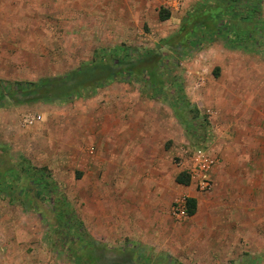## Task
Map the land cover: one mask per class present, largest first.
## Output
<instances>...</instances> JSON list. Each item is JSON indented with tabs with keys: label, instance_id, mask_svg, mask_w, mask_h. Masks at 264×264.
I'll list each match as a JSON object with an SVG mask.
<instances>
[{
	"label": "rangeland",
	"instance_id": "374dc122",
	"mask_svg": "<svg viewBox=\"0 0 264 264\" xmlns=\"http://www.w3.org/2000/svg\"><path fill=\"white\" fill-rule=\"evenodd\" d=\"M198 1L0 0V79L64 75L103 61L97 56L102 49H119L131 61L178 31ZM163 9L170 14L164 21ZM184 54L178 67L166 68L158 96L150 97L153 85L141 75L112 82L91 99L0 102V264H264V46L231 50L218 40ZM110 55L109 64L117 54ZM209 89L222 96L209 97ZM211 99L219 107H205ZM26 114L41 118L26 126ZM118 119L152 123L150 135L165 144L171 169L184 172L186 152L210 151L215 172L230 173L217 193L213 174L211 191L197 188L204 196L198 216L171 230L185 238L164 248L143 251L130 235L129 172H89L96 168L89 150L100 136L95 125ZM37 174L49 182L44 194L31 183ZM117 180L122 193H103ZM119 201L123 208H109ZM61 211L68 225L57 219ZM211 216L216 242L199 225ZM105 226L106 237L97 239Z\"/></svg>",
	"mask_w": 264,
	"mask_h": 264
},
{
	"label": "trees",
	"instance_id": "16d2710c",
	"mask_svg": "<svg viewBox=\"0 0 264 264\" xmlns=\"http://www.w3.org/2000/svg\"><path fill=\"white\" fill-rule=\"evenodd\" d=\"M262 11L263 0H200L188 12L178 31L162 39L161 45L156 49H146L131 61L127 59V54L122 58L117 52L119 49L114 52L102 49L97 52V56L103 61H93L64 75L44 77L35 81L0 79V102L5 99L17 104L41 101L72 102L77 99L89 98L98 89L115 81L127 83L138 81V76L141 75H146L145 82L153 85L154 89L153 92H150V97L158 96V93H164L162 90L164 81L161 77L166 68L170 63L173 64V68L178 67L186 57L184 52L202 48L218 40L231 50L254 52L264 46ZM169 16L168 10L160 11L161 20H167ZM164 48L173 50L174 54L169 56L163 50ZM111 53L117 55L112 57V63L109 64L105 58L111 57ZM145 93L150 94L148 89L145 90ZM185 102L188 104L187 100ZM32 177L35 179H32L31 183L35 185L36 189L39 188L38 193L44 194L43 189L49 183L47 179L38 174ZM178 181L189 185L191 178L182 172ZM187 207L189 215H194L196 200L188 199ZM57 219L62 223L65 221L62 211L57 215ZM58 220L57 225L60 227L61 224ZM65 223L68 225L66 221ZM80 224L83 223L80 222ZM83 237L84 235L80 236V238ZM89 245L94 247L97 243L91 241ZM81 261L82 264H99L89 259H80Z\"/></svg>",
	"mask_w": 264,
	"mask_h": 264
},
{
	"label": "crops",
	"instance_id": "0c3cea01",
	"mask_svg": "<svg viewBox=\"0 0 264 264\" xmlns=\"http://www.w3.org/2000/svg\"><path fill=\"white\" fill-rule=\"evenodd\" d=\"M19 11V9H14L12 10V14L19 16ZM217 75H219L218 72ZM204 88V85L200 86V90ZM203 92L206 96V89ZM213 94L214 97L222 96L217 95L209 89V97L212 96L213 98ZM93 96L89 97V99ZM202 103L205 107H211L212 105L219 107L218 102H215L214 99L213 101L211 99L209 102L203 101ZM153 128L154 126L150 122H142L139 125L137 121L123 122L119 119L113 120L112 122L103 121L95 125L94 131H98L100 136L95 138L96 142H94V146L91 145L89 148L92 154L94 152L96 154V157L90 161L94 163L96 168H91L89 172H129L131 179L128 185L129 187H126L125 190H128L133 197L130 203L133 217L130 219L128 226L131 232L130 235H132V238L143 251L151 250L155 246L164 248L172 241L179 240L181 237L185 238V234L178 232L175 236L173 231H171H178L181 221L185 219H178L173 214L174 202L182 196H186L187 200L195 199L196 212L191 216V218H194L196 215L198 216V212L201 210L204 197L202 193L198 192L197 187L192 182L189 185H185L178 181V177L182 172L176 166L171 169L168 161V153L164 149L165 144L162 141L158 142V144L155 143V138L150 135L152 132L151 129ZM165 157H167V160H165ZM78 171L85 172V170L79 169ZM123 174L126 175L125 173ZM212 174L215 180V193H217L223 186L222 180L231 179V176L229 172H219V170L215 172L214 168ZM107 175L109 174L107 173ZM118 181L115 182V185L119 184ZM114 187L113 191L104 190L103 193L123 192L121 191L123 190L122 186L117 185ZM119 198L122 199V197ZM110 199L104 197V201L109 202L112 200ZM216 199L215 197L210 200L211 209L216 208ZM117 204L118 206L113 204L114 206L109 208L115 210L123 208L120 201ZM212 217L208 221L199 223V225L208 228L210 236L207 239L211 242H216L217 234L216 230H214L216 227L215 223L211 220ZM107 223V218H104L101 222L103 225ZM107 228L105 226V231H99L97 239L106 237L104 232H107ZM198 238L199 242L205 240L201 235ZM161 242L163 244H160Z\"/></svg>",
	"mask_w": 264,
	"mask_h": 264
},
{
	"label": "built area",
	"instance_id": "2783aa9c",
	"mask_svg": "<svg viewBox=\"0 0 264 264\" xmlns=\"http://www.w3.org/2000/svg\"><path fill=\"white\" fill-rule=\"evenodd\" d=\"M40 118V116L26 114L23 122L26 126H30L39 121ZM186 153V157L182 161L183 171L190 176L192 183H196L198 190L201 192L211 191L213 189L212 170L216 165V157L210 151ZM173 214L178 219H184L190 216L186 196L175 200Z\"/></svg>",
	"mask_w": 264,
	"mask_h": 264
}]
</instances>
